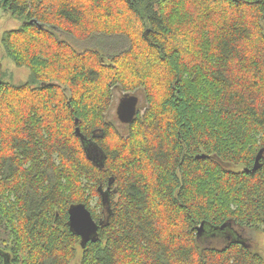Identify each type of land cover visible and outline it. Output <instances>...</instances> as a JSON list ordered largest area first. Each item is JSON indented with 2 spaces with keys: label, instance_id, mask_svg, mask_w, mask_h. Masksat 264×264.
<instances>
[{
  "label": "trees",
  "instance_id": "trees-1",
  "mask_svg": "<svg viewBox=\"0 0 264 264\" xmlns=\"http://www.w3.org/2000/svg\"><path fill=\"white\" fill-rule=\"evenodd\" d=\"M0 7L23 21L5 55L30 73L10 82L0 59V264H264L233 229L264 235V0ZM115 90L146 101L125 134ZM77 204L100 224L85 248Z\"/></svg>",
  "mask_w": 264,
  "mask_h": 264
},
{
  "label": "rangeland",
  "instance_id": "rangeland-1",
  "mask_svg": "<svg viewBox=\"0 0 264 264\" xmlns=\"http://www.w3.org/2000/svg\"><path fill=\"white\" fill-rule=\"evenodd\" d=\"M23 24V21L20 19L13 18L9 13L3 11V9L0 7V59L2 60L4 71L6 73V79L13 83H19L24 82L28 79L30 73L27 68H18L16 67L12 60L5 55L3 46H2V36L5 31L9 30H16L21 27ZM57 34L60 38L66 39L69 42H71L78 50L80 49H87L91 47H99L102 49H105L106 52H110L115 50V47H117V44L115 43V37H111L109 39L103 38V37H95L90 42H80L76 39H73L72 37L66 36L61 32L57 31ZM121 46V44L119 43ZM131 95L133 93H130ZM129 95V93H126L121 90H115L114 92V103L107 115V120L113 122L119 132L122 134H125L127 132V126L126 124H123L117 116V108L121 101V99L125 96ZM133 95H136L139 97V103H138V109L142 112L146 108V101L144 94L142 92L134 93ZM264 155V152H263ZM98 199H94L92 201V207H95L97 205ZM234 231L239 233L238 236H240L241 240L246 241L248 244L253 246V248L263 251L264 250V235L255 232L253 230L247 229V228H241V227H235L233 228ZM234 232V233H235ZM233 233V234H234ZM235 233V234H236ZM232 237L234 236L232 233H230ZM202 236V237H201ZM200 239L204 242L205 245H217V246H224L223 240L218 238H213L211 235L207 234L204 236L201 235ZM204 237V238H203ZM220 237V236H218Z\"/></svg>",
  "mask_w": 264,
  "mask_h": 264
},
{
  "label": "water",
  "instance_id": "water-1",
  "mask_svg": "<svg viewBox=\"0 0 264 264\" xmlns=\"http://www.w3.org/2000/svg\"><path fill=\"white\" fill-rule=\"evenodd\" d=\"M138 103L139 97L136 95H125L121 99L117 108V116L123 124L129 125L134 121L138 113ZM77 135L81 136L79 128ZM254 169L257 167L255 166ZM68 212L70 230L81 238L82 247L85 248L89 242H97L100 224L94 219L89 208L85 204H77L71 206ZM204 226L203 223L198 228V236L203 234ZM226 228L227 226L224 225L221 230L224 231Z\"/></svg>",
  "mask_w": 264,
  "mask_h": 264
},
{
  "label": "bare ground",
  "instance_id": "bare-ground-1",
  "mask_svg": "<svg viewBox=\"0 0 264 264\" xmlns=\"http://www.w3.org/2000/svg\"><path fill=\"white\" fill-rule=\"evenodd\" d=\"M198 228H199V227H198ZM226 229H227V228H226ZM211 230H212V229H211ZM211 230L208 231V230L205 228V226H204L203 234H205V233H209ZM218 231H219V230H218ZM220 231H223V230L220 229ZM224 231H225V230H224ZM203 234H202V235H203Z\"/></svg>",
  "mask_w": 264,
  "mask_h": 264
},
{
  "label": "flooded vegetation",
  "instance_id": "flooded-vegetation-1",
  "mask_svg": "<svg viewBox=\"0 0 264 264\" xmlns=\"http://www.w3.org/2000/svg\"><path fill=\"white\" fill-rule=\"evenodd\" d=\"M228 231H231V230H225L223 233L225 234L226 232L228 233ZM213 236L215 235L214 233L212 234ZM229 240H231L232 236L231 235H228L227 236Z\"/></svg>",
  "mask_w": 264,
  "mask_h": 264
}]
</instances>
